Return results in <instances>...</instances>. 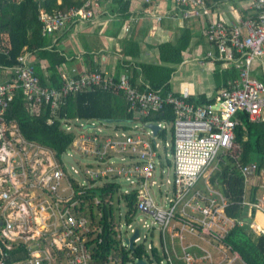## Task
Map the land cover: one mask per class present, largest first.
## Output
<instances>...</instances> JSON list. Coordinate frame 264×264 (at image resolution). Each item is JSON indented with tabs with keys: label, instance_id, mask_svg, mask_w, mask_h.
<instances>
[{
	"label": "built area",
	"instance_id": "2783aa9c",
	"mask_svg": "<svg viewBox=\"0 0 264 264\" xmlns=\"http://www.w3.org/2000/svg\"><path fill=\"white\" fill-rule=\"evenodd\" d=\"M103 1L106 0H82L79 6L53 12L40 8L42 32L50 35L72 23L91 21L97 17ZM140 1L145 5L154 1L169 2L177 10V14L170 9L152 12L157 21L176 15L202 21L205 38L211 47L206 57L221 60L226 67L234 66L237 77L230 89L218 91L212 104L202 105L188 101L185 94L140 90L127 74L116 77L98 69L76 75L61 73L59 87L45 86L40 83L28 52L18 55L11 67L13 76L0 81V264H93L88 243L97 237L99 230L90 227L92 221L83 213L86 205L81 204L80 194L109 176L125 181L127 186L121 187L124 193L136 190V211L150 219V225L145 222L146 227L156 226L159 231L157 248L161 258L153 257V244L140 242L137 229L138 235L132 243H143L147 256L126 264H137L138 260L150 264L149 258L156 263L165 261L164 264L178 261L181 264H247L226 241L235 223L242 225L247 217L238 220L228 215L226 208L231 203L230 196L203 180V176L209 167L217 164L219 154H229L243 175L245 185L251 177L257 180L264 177V169L257 173L255 163L243 164L233 152L238 112H245L250 121L264 120V79L252 74L254 62L264 60V0H239L245 2L249 14L233 22L212 17L217 3L213 0ZM130 26V21L123 24L125 31H129ZM0 53H8L1 44ZM94 87L120 91L128 103V111L133 112L137 121L129 123L126 129H114L106 134L105 122L66 120L64 128L73 132L74 137L70 150L65 153L73 157V149L89 156L91 163L84 167L74 157L78 167L64 160L65 153L59 160L50 147L27 139L17 122L4 116L17 89H21L32 112L38 111L40 103L55 109L67 95ZM166 105H171L175 114L171 125L173 177L167 178L172 191L158 203L150 191V186L156 183L152 177L155 158H159L158 135L152 133L148 124H158V130L168 129V124L142 122L141 118ZM95 121L102 126L97 127ZM139 126L148 131L143 132ZM167 155L164 165H167ZM66 163L80 173L81 182L71 175ZM70 177L80 190L74 189ZM260 185L264 188V184ZM241 203L247 205L249 211L256 209L264 213L262 192L255 201H249L245 196ZM123 221L126 226L133 222ZM121 225L119 221L115 230L121 246H128L127 239L136 229L124 237ZM187 235L197 238L200 243L185 242ZM113 253L115 251L108 252L103 264L122 262L121 257H115Z\"/></svg>",
	"mask_w": 264,
	"mask_h": 264
},
{
	"label": "trees",
	"instance_id": "16d2710c",
	"mask_svg": "<svg viewBox=\"0 0 264 264\" xmlns=\"http://www.w3.org/2000/svg\"><path fill=\"white\" fill-rule=\"evenodd\" d=\"M112 1L116 6H122L125 0ZM81 3L82 0H0V44L8 49L7 54L0 53V68L12 67L16 63V57L22 53H36L40 60L48 61L45 69L47 73L41 69L39 63L33 62L40 83L45 86L59 87L62 83V72H58L57 66L64 57L54 47H49L48 34L42 32L39 9L43 8L47 12H53L66 10L70 6H79ZM248 14L249 12L246 11L243 17ZM190 39V29L183 28L172 42L159 44V61L161 63H142L140 65L142 77L147 82V86L137 82V72L134 70L132 74H127L132 84L140 90L150 89L161 94L171 91L169 80L173 67L168 65L179 63L182 60V52L188 46ZM215 64L219 66L222 61L215 60ZM216 71L219 90L230 89L232 81L237 77L235 67L227 66L221 72L222 80L221 77L219 78V70ZM253 71L254 68H252V74ZM174 94L179 95L178 93ZM187 100L195 104L207 105L212 104L215 97L208 99L203 94L197 98L189 96ZM37 109L38 111L31 112L26 105L21 89H17L4 116L8 120H15L27 139L50 147L59 160L62 159L63 153L70 150L74 137L73 132H67L64 128L66 120L75 118L99 120L105 123H114L116 126L121 125L123 129L128 128L126 124L137 121L133 112L128 111V103L120 91L113 92L101 87L69 94L61 100L55 109L44 103L38 104ZM174 118L175 114L171 105H166L161 110L151 111L147 116L142 117L141 121L166 122L172 135L171 125ZM237 118L239 123L234 128L236 147L233 152L238 155L241 163H255L258 173L264 169V120L250 121L247 114L242 111L238 112ZM166 134L167 128L157 132V135L162 138H165ZM217 159L218 169L211 173L209 182L230 196L231 203L226 208V213L235 219L243 220L247 212V205L241 203L246 196L243 175L231 155L219 154ZM69 179L76 191L81 189L72 177ZM257 192V187L252 186L246 199L255 201ZM80 198H82L81 204L86 205L83 208V213L92 221L90 227L99 230L97 237L88 243L93 254V264H103L107 260L108 252L113 251H115L113 253L115 257H121L120 264L147 256L143 243L137 245L133 242L132 246L130 244L121 246V239L115 230V226L121 221L119 216L121 206L125 208L124 220L127 223L134 221L137 212L135 208L136 190L124 193L117 179L103 178L100 183L91 185L81 193ZM250 212L252 220L255 210L252 209ZM249 224L247 220H244L242 225L235 223L227 234L226 241L247 264H264V232L261 231L253 236L247 231ZM98 238H101V242H98ZM151 252L156 260L161 258L157 247L153 246ZM150 261L152 263L151 258H149V263Z\"/></svg>",
	"mask_w": 264,
	"mask_h": 264
},
{
	"label": "crops",
	"instance_id": "0c3cea01",
	"mask_svg": "<svg viewBox=\"0 0 264 264\" xmlns=\"http://www.w3.org/2000/svg\"><path fill=\"white\" fill-rule=\"evenodd\" d=\"M165 9H170V12L177 14V10L173 9L169 2L154 1L151 5H145L140 0H125L122 6H116L112 0L103 1L97 17L91 21L77 22L48 35L49 47H54L64 57L57 66L58 72L72 75L98 69L120 76L132 74L134 70L137 72V82L147 86V82L143 80L140 65L161 63L158 45L172 42L183 28H189L191 39L182 52V60L176 64H167L173 67L169 80L170 90L194 98L203 94L208 99L216 97L219 91L216 70H219V78L221 77L222 80L221 72L226 66L223 64L218 66L215 64V59L206 57L211 47L205 38L202 21L184 20L177 15L174 18L164 17L160 21L153 18L154 13L165 11ZM246 11L249 12L243 1L221 0L214 6L212 17L233 22L242 18ZM134 19L137 21L134 22ZM127 21H130L131 25L129 31L123 28V24ZM28 54L31 61L39 63L41 69L47 73L45 69L48 61L40 60L36 53ZM253 68V75L264 79V60L263 62L255 61ZM11 74V67L0 68V81L7 80ZM196 75L200 76L198 81L194 79ZM201 76H203L202 79ZM174 79L178 84L172 87ZM128 124L126 127L129 126ZM112 128L119 129L122 126H116L113 123ZM166 164L172 166V159L168 158ZM259 213L257 216L264 219V214ZM258 222L254 225L258 227V231L264 232L262 228L264 222L262 220ZM169 240L167 237L168 242ZM185 242L200 243L197 238L190 235L185 237ZM174 243L179 252L177 242L174 241ZM176 264L181 262L178 261Z\"/></svg>",
	"mask_w": 264,
	"mask_h": 264
},
{
	"label": "rangeland",
	"instance_id": "374dc122",
	"mask_svg": "<svg viewBox=\"0 0 264 264\" xmlns=\"http://www.w3.org/2000/svg\"><path fill=\"white\" fill-rule=\"evenodd\" d=\"M203 76H201V79H202ZM200 78V76L196 75L194 77L195 81H198ZM178 84V82L174 79L173 82H172V87H174V85ZM95 125L97 127H100L102 126L99 122L95 121L94 122ZM113 124V123H112ZM112 124L110 123L109 125H106L104 127V133L108 134L110 133L111 131H113L114 129L112 128ZM130 126H132V124H130ZM88 128V127H87ZM139 129L143 130V132H146L148 131V128L144 127H140L139 126ZM92 130V129H90ZM156 141L158 142L159 146L157 148L158 150V153H159V158H155V168H154V171H153V179L156 181L155 184H152L150 186V191H151V194L154 198V200L158 203H162L165 196H170L171 195V185L167 182V178L171 179L173 177V167L172 166H167V165H164L162 164L163 161L165 160V154L167 153V158L171 159L172 158V154H171V143H172V135H171V132L169 130V126H168V129H167V134H166V137L165 138H162L160 136H158L156 138ZM165 142H167V146H165ZM71 152L73 153V157L74 159L78 162V164L81 166V167H84L86 166L87 164L91 163V158L87 155H83V154H79L77 151L75 150H71ZM67 164V167L71 173L72 176L76 177L78 181H82L81 178H80V173L78 172H75L74 170L71 169V165L69 163H66ZM218 169V165L215 163L213 164L211 167H209L204 176H203V180H207L209 181V177L211 175V173ZM264 175V174H263ZM109 179H112L111 176L108 177ZM252 179L249 180V182L245 185V195L246 197H248L249 195V191L251 189L252 186H256L257 187V196L256 197H261V192H262V195H264V188L261 187L260 184H264V177L262 178L261 180H257L255 177H251ZM115 179V178H114ZM202 180V181H203ZM256 180V181H255ZM117 181L119 183H121V187H126L127 184L125 183V181L121 178H117ZM101 181L99 182H96V184L100 183ZM255 212L253 213V219L251 221L250 219V215H251V212L249 211L248 209V206H247V212H246V217H247V222H249V226H248V232L252 233L253 236H255L256 234H259L261 233L260 231H258V227L255 224H258V220H262V222H264V219H260L261 217H258L257 216V213H259L258 210L254 209ZM124 212H125V208L124 206H121L120 208V213H119V216L121 217V222H122V225H121V234L124 235V237L126 235H130L131 234V230L133 229H138L139 232H140V242L141 241H144V243H151L153 244L155 247L159 246V231L157 230L156 226L154 227H146L145 226V222L148 223V225H150V219L148 217H144L142 215V213L140 212H137L136 214V218L134 219V221L132 222L131 225H127L124 223L123 219H124ZM261 214H264L262 212H260ZM259 213V214H260ZM258 214V215H259ZM264 216V215H263ZM258 217V220H256ZM250 219V220H248ZM260 226V225H259ZM264 228V227H262ZM263 232V231H262ZM146 236V238L144 237ZM164 262L162 263H156L155 261H152L151 264H164Z\"/></svg>",
	"mask_w": 264,
	"mask_h": 264
},
{
	"label": "water",
	"instance_id": "95a60500",
	"mask_svg": "<svg viewBox=\"0 0 264 264\" xmlns=\"http://www.w3.org/2000/svg\"><path fill=\"white\" fill-rule=\"evenodd\" d=\"M107 123H111V122H107ZM148 128H150L152 130V133L155 135L157 133L158 129H159V126H158V124L150 123V124H148ZM63 158H64V160H66V161L70 162L71 164H73L75 167H78L77 164H76V162L74 161L73 157L71 155H69L68 153H65L63 155ZM248 220H250V219H248ZM137 235H138V230L136 229L134 231V233L127 239V241L130 244H132L133 239ZM137 264H147V263H145L142 260H138L137 261Z\"/></svg>",
	"mask_w": 264,
	"mask_h": 264
}]
</instances>
